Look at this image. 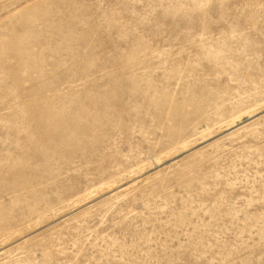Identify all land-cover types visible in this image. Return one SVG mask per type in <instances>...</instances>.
Here are the masks:
<instances>
[{
    "label": "rangeland",
    "instance_id": "374dc122",
    "mask_svg": "<svg viewBox=\"0 0 264 264\" xmlns=\"http://www.w3.org/2000/svg\"><path fill=\"white\" fill-rule=\"evenodd\" d=\"M0 264H264V0H0Z\"/></svg>",
    "mask_w": 264,
    "mask_h": 264
},
{
    "label": "bare ground",
    "instance_id": "6f19581e",
    "mask_svg": "<svg viewBox=\"0 0 264 264\" xmlns=\"http://www.w3.org/2000/svg\"><path fill=\"white\" fill-rule=\"evenodd\" d=\"M239 118H241V117H239Z\"/></svg>",
    "mask_w": 264,
    "mask_h": 264
}]
</instances>
